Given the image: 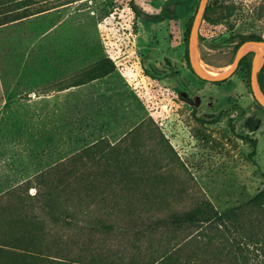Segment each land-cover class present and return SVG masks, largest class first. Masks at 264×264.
Wrapping results in <instances>:
<instances>
[{
	"label": "rangeland",
	"instance_id": "1",
	"mask_svg": "<svg viewBox=\"0 0 264 264\" xmlns=\"http://www.w3.org/2000/svg\"><path fill=\"white\" fill-rule=\"evenodd\" d=\"M41 2L52 8L0 26V194L101 138L113 144L139 130L167 138L189 171L175 161L174 177H191L219 211L264 188V109L245 72L215 85L187 66L186 22L199 0ZM212 2L235 9L231 28L209 12L199 24L197 59L216 76L239 40H264V0ZM105 57L111 74L59 92L62 80ZM196 128L223 153L200 147ZM236 135L256 140L254 156Z\"/></svg>",
	"mask_w": 264,
	"mask_h": 264
},
{
	"label": "trees",
	"instance_id": "2",
	"mask_svg": "<svg viewBox=\"0 0 264 264\" xmlns=\"http://www.w3.org/2000/svg\"><path fill=\"white\" fill-rule=\"evenodd\" d=\"M41 1L0 0V26L52 8L39 6ZM208 12L221 24L235 16L233 6L220 3L207 4L204 21H211ZM251 40L263 41L259 35ZM251 56L245 54L232 75L242 70L249 80ZM263 67L257 80L264 95ZM114 69L110 58H101L57 89L87 84ZM142 131L113 144L101 138L0 194V264H264V188L219 211L191 177H174L169 167L175 161L188 169L167 138ZM193 136L200 147L223 153L201 128ZM236 137L254 156L256 140Z\"/></svg>",
	"mask_w": 264,
	"mask_h": 264
},
{
	"label": "water",
	"instance_id": "3",
	"mask_svg": "<svg viewBox=\"0 0 264 264\" xmlns=\"http://www.w3.org/2000/svg\"><path fill=\"white\" fill-rule=\"evenodd\" d=\"M209 0H199L195 13L193 14V18L188 31L187 38V57L188 63L191 71L201 80L207 82H220L224 81L232 76L235 70L238 67V63L240 59L250 52L248 46L250 44H256L261 47V51L258 53L253 52V57L251 59V67L249 74V86L251 90V94L254 100L264 109V95L261 93V90L258 85L257 73L263 65L257 67V64L260 59L264 61V40L263 41H254L251 39L243 41L238 47L234 55V60L231 66L225 71L216 76L207 75L201 71L197 61V38H198V29L199 24L202 19L205 7ZM252 52V51H251Z\"/></svg>",
	"mask_w": 264,
	"mask_h": 264
},
{
	"label": "bare ground",
	"instance_id": "4",
	"mask_svg": "<svg viewBox=\"0 0 264 264\" xmlns=\"http://www.w3.org/2000/svg\"><path fill=\"white\" fill-rule=\"evenodd\" d=\"M248 49H249L250 51H252V52H255V53H258V52L261 51V47L258 46V45H256V44H250V45L248 46ZM197 61H198L199 68L201 69V71H202L203 73H205V74H207V75H214L211 71L207 70V69L205 68V66L203 67V65L200 64L199 59H197ZM262 62H263L262 59H260L259 62H258V64H257V67L261 66V65H262Z\"/></svg>",
	"mask_w": 264,
	"mask_h": 264
},
{
	"label": "crops",
	"instance_id": "5",
	"mask_svg": "<svg viewBox=\"0 0 264 264\" xmlns=\"http://www.w3.org/2000/svg\"><path fill=\"white\" fill-rule=\"evenodd\" d=\"M108 76V75H107ZM106 77V76H105ZM104 78V77H103ZM91 82H93V81H91ZM80 86H82V85H80ZM78 87V86H77ZM66 90H68V89H66ZM65 89H64V91H66ZM59 92H61V90H59Z\"/></svg>",
	"mask_w": 264,
	"mask_h": 264
},
{
	"label": "flooded vegetation",
	"instance_id": "6",
	"mask_svg": "<svg viewBox=\"0 0 264 264\" xmlns=\"http://www.w3.org/2000/svg\"><path fill=\"white\" fill-rule=\"evenodd\" d=\"M263 63H264V61H263Z\"/></svg>",
	"mask_w": 264,
	"mask_h": 264
}]
</instances>
